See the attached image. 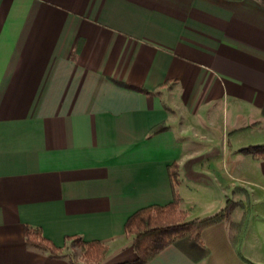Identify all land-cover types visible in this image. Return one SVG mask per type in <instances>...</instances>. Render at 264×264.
I'll list each match as a JSON object with an SVG mask.
<instances>
[{
	"label": "crops",
	"instance_id": "0c3cea01",
	"mask_svg": "<svg viewBox=\"0 0 264 264\" xmlns=\"http://www.w3.org/2000/svg\"><path fill=\"white\" fill-rule=\"evenodd\" d=\"M263 107L264 0H0V264L133 261L127 220L175 198L232 207L146 264H264Z\"/></svg>",
	"mask_w": 264,
	"mask_h": 264
},
{
	"label": "trees",
	"instance_id": "16d2710c",
	"mask_svg": "<svg viewBox=\"0 0 264 264\" xmlns=\"http://www.w3.org/2000/svg\"><path fill=\"white\" fill-rule=\"evenodd\" d=\"M245 150L264 156V145L248 147ZM231 207L232 203L229 202L215 215L191 221H187L185 213L179 210L178 198L167 205L141 208L129 217L125 225L126 233L132 236L137 258L116 264H146L169 245H176L195 260H199L208 252L201 241L202 230L224 219ZM26 234L29 242L45 247L52 253L57 254L62 249L46 238L40 228L27 227ZM73 238L86 246V256L98 261L106 253L107 247L99 241L85 242L81 237Z\"/></svg>",
	"mask_w": 264,
	"mask_h": 264
},
{
	"label": "rangeland",
	"instance_id": "374dc122",
	"mask_svg": "<svg viewBox=\"0 0 264 264\" xmlns=\"http://www.w3.org/2000/svg\"><path fill=\"white\" fill-rule=\"evenodd\" d=\"M45 248V247H42ZM46 249V248H45ZM86 246L81 242L73 239L70 247H68V253H71V257L74 262L78 264H89L97 261L96 258L86 256ZM51 252V251H50Z\"/></svg>",
	"mask_w": 264,
	"mask_h": 264
}]
</instances>
